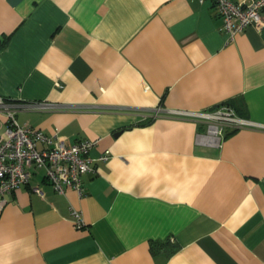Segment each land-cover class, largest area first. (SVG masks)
Instances as JSON below:
<instances>
[{"label": "crops", "instance_id": "crops-1", "mask_svg": "<svg viewBox=\"0 0 264 264\" xmlns=\"http://www.w3.org/2000/svg\"><path fill=\"white\" fill-rule=\"evenodd\" d=\"M261 15L229 40L212 0H0V97L56 105L17 123L109 156L81 192L37 169L6 194L0 264H264ZM220 104L251 125L219 146L170 113Z\"/></svg>", "mask_w": 264, "mask_h": 264}, {"label": "built area", "instance_id": "built-area-1", "mask_svg": "<svg viewBox=\"0 0 264 264\" xmlns=\"http://www.w3.org/2000/svg\"><path fill=\"white\" fill-rule=\"evenodd\" d=\"M212 2L222 18V28L229 40L248 26L260 28L262 25L264 0ZM54 107L55 104L48 102L11 103L0 97V110L6 115V128L0 135V204L5 202L6 194L26 184L37 169L43 170L44 179L57 193L63 194L67 189L81 192L82 177L94 174L96 162L109 158L107 154H100L96 158L89 155V149L95 144V140L83 139L66 144L58 135H46L40 130L19 125L16 121L18 109ZM170 113L202 122L205 133L199 134L200 141L213 146L220 145L225 128L251 125L236 115L228 104H220L211 110H175ZM34 189L41 194L38 187ZM71 216L76 225H82L79 211L72 209Z\"/></svg>", "mask_w": 264, "mask_h": 264}, {"label": "trees", "instance_id": "trees-1", "mask_svg": "<svg viewBox=\"0 0 264 264\" xmlns=\"http://www.w3.org/2000/svg\"><path fill=\"white\" fill-rule=\"evenodd\" d=\"M6 41L4 40L2 43H1V45H4V43H5ZM6 100V99H5ZM41 170V169H40ZM42 171V173H43V170H41ZM44 175V174H43ZM47 181V180H46ZM48 182V181H47ZM155 245L156 246H159V244L157 245L156 243L155 244H151V250H154L155 249Z\"/></svg>", "mask_w": 264, "mask_h": 264}]
</instances>
